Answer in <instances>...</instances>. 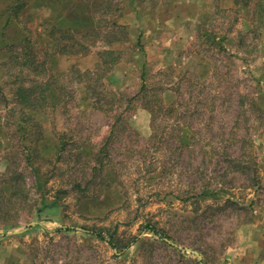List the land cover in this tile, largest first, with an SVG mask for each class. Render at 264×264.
<instances>
[{"label":"rangeland","instance_id":"obj_1","mask_svg":"<svg viewBox=\"0 0 264 264\" xmlns=\"http://www.w3.org/2000/svg\"><path fill=\"white\" fill-rule=\"evenodd\" d=\"M15 2L0 0V44L7 17L15 18L9 7H15ZM56 10L24 9L17 17L22 23L5 28L6 42L19 43L30 37L39 45L43 59L42 46L53 42L52 35L65 37L55 27L67 29L65 12L97 14V1L67 4L59 14ZM87 21L84 29L92 23ZM239 29L240 25L234 26L233 45L224 39L217 44L212 35L192 40L177 66L161 68L151 63L143 81L124 82L118 89L109 86L106 94L94 98L91 93L86 95L94 81L79 80L76 71L96 72L99 64L94 70H83L55 63L53 74L62 91H57L53 105L35 117L47 137L38 143L47 160L35 163L42 172L55 169L49 180L38 179L26 163L24 148L31 137L19 131L22 110L6 106L0 98V184L8 177L11 163L24 174L29 193V200H14L7 212L0 206V252L4 256L0 263L8 262L7 257L10 264L20 263L26 251L29 264H37L35 259L40 256L42 264H230L226 252L230 257L238 250L234 248L241 226L256 223L264 204L260 175L264 162L263 55L257 48L239 47ZM86 34H75V43L92 46L98 53L104 36ZM251 37L258 42L256 35ZM64 39L61 44L66 45ZM131 52L130 48L125 54ZM84 56L59 55L56 59ZM8 57L0 53V90H6L12 102L8 84L18 70L10 69ZM144 83L154 90L152 95L131 101ZM98 98L103 110L101 104H94ZM151 99L157 103L151 104ZM148 103L153 114L146 108ZM119 118L123 122L117 123L111 136ZM109 137L106 167L93 177L95 160ZM64 143L66 152L59 157L57 150ZM237 162L243 165L237 167ZM78 185L86 189L85 198L78 194ZM6 191V200H10V190ZM209 193L212 196L207 197ZM232 199H237V207L226 202ZM52 203L62 207L61 215H52ZM52 217L64 218L60 227L74 231L54 232L58 224ZM44 223L48 226L42 228ZM149 226L170 235L172 240H164L172 246L161 243L153 254L145 252L143 257L132 248L118 259L116 254L134 238L154 237L147 233ZM112 235L117 248L108 243ZM194 252L204 253L203 259Z\"/></svg>","mask_w":264,"mask_h":264},{"label":"crops","instance_id":"obj_2","mask_svg":"<svg viewBox=\"0 0 264 264\" xmlns=\"http://www.w3.org/2000/svg\"><path fill=\"white\" fill-rule=\"evenodd\" d=\"M71 1L75 2V0ZM93 1H97V14L81 15L86 20H80L76 26L68 25L67 22L66 27L72 26L71 31L74 34L94 33L104 38L116 35L103 42L102 46V50H113L121 55V60L114 70L103 79L107 88L110 86L112 89H118L124 85V82L139 79L143 81L147 77L151 63L161 68L177 66L185 59L184 51L188 49L192 40L197 42L205 40L206 35H212L216 43L224 39L232 44L233 29L236 25H240V35H242L239 47L257 48L263 55L261 63L264 67V0H81L76 3L89 4ZM109 11L114 14H110ZM65 13L68 17V12ZM89 18L92 23L84 29L88 25ZM121 34L123 37L120 36ZM251 35H256L258 42L254 43L255 39ZM222 36L223 38L220 39ZM217 44L213 46L216 45L218 49L225 51ZM197 47L200 50L199 46L195 48ZM130 48L131 54L126 55L125 52ZM92 49L93 51L84 57H66L60 61L56 59V63H68L69 67L74 65L83 70H94L102 60L95 51L96 48ZM196 59L201 61L197 54ZM88 93L87 90L86 95ZM46 138L45 136L44 141ZM260 175L264 188V162ZM85 201H82V206L87 204ZM232 201L238 204L237 199ZM53 205L54 208L50 210L52 215L55 213L61 215L62 207L52 203ZM213 208L217 206L213 205ZM81 211L86 212V209L82 207ZM52 219L58 224L54 232L67 229L60 227L64 223V218L52 217ZM44 226H48V223L41 224L42 228ZM241 227L238 232L240 237L234 248L238 250L234 251L233 255H228L230 257H227L226 252L225 257L231 261L230 264H264V204L258 221ZM73 231L72 229V231L64 230L56 233ZM23 254L25 257L21 258ZM199 254L203 259L204 253ZM21 256L18 260L20 263L17 264H29V255L26 251L22 252ZM0 257L4 259L1 252ZM198 259L200 260L199 257ZM7 260L9 261L5 263L3 260L1 263L10 264L8 257ZM42 261L41 256L35 259L37 264H42Z\"/></svg>","mask_w":264,"mask_h":264},{"label":"trees","instance_id":"obj_3","mask_svg":"<svg viewBox=\"0 0 264 264\" xmlns=\"http://www.w3.org/2000/svg\"><path fill=\"white\" fill-rule=\"evenodd\" d=\"M5 0H3L4 2ZM81 0H16L15 7L9 6L11 11L14 13V19L10 20L11 15L7 17L5 25L2 27L4 38L1 41L0 44V53H8V63L12 65L10 69L17 68V74H11L10 78L11 81L8 84L9 92L13 94V101L10 102L7 99L6 90L1 89L0 90V98L3 99L6 106H17V108H20L23 112V118L20 119V122L18 123L19 131L23 132L24 136H30V142L25 145L24 152L27 154L26 156V163L29 167H31L34 171V174L38 179H45L47 180L53 178L54 176H51L55 173V169L52 168L51 170L47 172H42L40 166H36L37 161H46L47 156L42 154V152L39 151V142L44 140L45 134L44 129L40 123L36 120V115L45 112L47 108H49L54 104L57 96V91H62L57 84L59 81V78L57 75H54V69H55V63L56 58L59 55H87L90 54L93 49L92 46L85 45V44H78L75 43L76 41V35L72 33L71 29H73L72 26H76L79 24L80 20L84 21L85 19L81 17V15H85L84 13H81L80 15H76L74 13H67L68 17L65 18L67 22L72 25L71 27H68L67 29L59 28L55 25L58 33L64 34L63 36H69L68 39H64L65 37H55L52 35L53 42L49 43L48 45L42 46L41 52H43V59H41L40 49H38L39 45L35 43V40L32 38L24 37L21 41H18L19 43H7L5 40V28L12 29L15 28L16 25L18 26L22 22L17 21V17L20 15V13L23 12L24 9H43L47 7H51L52 9L55 8V10L60 13L61 10H63L65 5L72 6L73 4H76V2H79ZM52 5V6H50ZM59 6V7H57ZM63 14V13H62ZM66 14V13H65ZM4 14H2L3 17ZM73 20V22H70V20ZM65 30V31H63ZM112 35L111 38H113ZM87 37V35L85 36ZM107 38V39H106ZM104 40L108 41L111 38L108 36ZM68 41L66 45L61 44L62 40ZM72 40V41H71ZM71 41V42H70ZM104 41V42H106ZM113 41H110V43ZM78 44V45H77ZM3 47V48H2ZM41 55V54H40ZM98 55L101 58L102 62L98 65V68L96 72H87L81 74V71H76L79 73V80L85 79L86 77L88 79L92 78L94 83L92 85H88L87 90L89 93L92 94V97L94 98L97 96H102L103 94H106V92L109 91L107 86L104 84L103 79L110 74L115 68V66L119 63L121 60V55L119 52L113 51V50H102L98 51ZM57 86V87H56ZM154 91L153 89H149L147 87V84H143L141 91L137 96H135L132 100H139V98L142 99H148L149 95H152L151 92ZM59 92V93H60ZM142 95V97H141ZM151 98H156V96H152ZM94 104H101L100 109L103 110L104 105L101 103V99H96L94 101ZM12 103V105H10ZM151 104H156L157 102L151 99ZM149 105H146V108L154 113V108H152ZM14 104V105H13ZM107 112V111H105ZM123 122L122 118L117 119L111 128V136L113 132L115 131L117 123ZM32 124V129H29V125ZM35 129H37L39 132H36ZM32 130V131H31ZM35 132V133H34ZM33 137H35L33 140H31ZM110 137L107 140V143L104 144V146L99 150V157H97L96 166L93 169L94 176L98 173H103L106 163H105V157L107 156V148L108 145L111 143ZM67 143H64L61 145V148L57 150V153L59 157L63 155V153L66 152ZM106 154V155H105ZM105 155V156H104ZM81 156V154H77L76 157ZM237 167H241L243 164L240 162H237ZM246 168V167H242ZM9 175L7 178L3 179V184H0V206L4 209V211L9 209L8 206L13 204V202H16L20 198L25 199L26 201L29 200V193L27 191V184H26V178L24 174L18 170L15 169L12 164L10 163V167L8 169ZM54 171V172H53ZM79 191L78 194L84 196L82 198L86 197V189H81V186L78 185ZM10 190V200L7 199V191ZM158 195H155L157 197ZM204 198H207L209 196H212V193H209L207 197L206 195H201ZM213 196L216 197V193H213ZM216 198H219L216 197ZM16 200V201H14ZM227 203L230 204L233 207H237L238 204L235 203L232 200H227ZM213 208V207H212ZM7 212V211H6ZM65 231H72V229H59L56 232H64ZM147 233L152 234L154 237L152 239L149 238H143L139 239L138 237L134 238L130 243L123 245L122 250L119 252V254H116V257L118 259H122L124 257L126 250H131L132 248H136L138 251V254H140L141 257H143L144 253L149 252L150 254H153L155 250L160 248L159 244H164L166 246L171 247L172 245H169L164 239L172 240L171 236L168 235L163 230H158L154 226L147 227ZM91 235L96 236L98 239L106 240L104 237H102L101 234L90 232ZM158 237V239L156 238ZM108 243L113 247L117 248V245L115 244L114 237H110L108 240ZM151 257V255H150ZM138 260H135V263ZM180 264V262H179Z\"/></svg>","mask_w":264,"mask_h":264},{"label":"water","instance_id":"obj_4","mask_svg":"<svg viewBox=\"0 0 264 264\" xmlns=\"http://www.w3.org/2000/svg\"><path fill=\"white\" fill-rule=\"evenodd\" d=\"M167 241V240H166ZM188 252H192L191 250H187ZM194 254L196 255V256H198L199 258H200V260L202 259V257L200 256V254L198 253V252H194Z\"/></svg>","mask_w":264,"mask_h":264}]
</instances>
